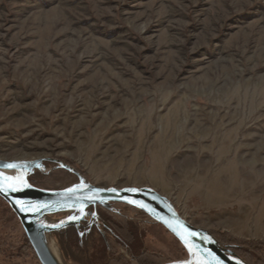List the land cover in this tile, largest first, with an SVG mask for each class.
<instances>
[{"label":"rangeland","instance_id":"obj_1","mask_svg":"<svg viewBox=\"0 0 264 264\" xmlns=\"http://www.w3.org/2000/svg\"><path fill=\"white\" fill-rule=\"evenodd\" d=\"M0 159L42 160L27 177L39 188L77 182L55 161L96 186L150 187L264 264V0H0ZM1 201L0 264H39ZM111 207L107 264L187 257L161 225ZM128 221L143 254L117 232ZM70 236L54 234L63 256Z\"/></svg>","mask_w":264,"mask_h":264},{"label":"water","instance_id":"obj_2","mask_svg":"<svg viewBox=\"0 0 264 264\" xmlns=\"http://www.w3.org/2000/svg\"><path fill=\"white\" fill-rule=\"evenodd\" d=\"M55 162L57 167L74 174L77 182L51 188H39L30 184L27 177L35 171L48 172L42 160L0 159V173L4 176L13 178L8 175V172L23 175L24 183L18 184L16 191L5 187V191H0V199L15 215L39 264H67L54 234L65 232L70 226L78 230L86 218L88 222L85 228L91 224L96 226L99 223L103 224L96 212L88 208L98 205L112 210V204H121L141 212L151 221L161 225L179 243L187 257L164 264H187L188 256L191 255L189 248L193 249L195 254L192 256L196 262L200 261L201 264H217V261L219 264H236V262L247 264L232 250L220 245L207 230L195 227L182 218L172 202L154 189L147 186L122 188L96 186L88 182L71 166L59 161ZM5 164H14L17 167L7 169L4 167ZM131 189L137 191L133 193L129 191ZM129 200L132 203H129ZM141 204L143 207L139 206ZM59 213H66V215L57 219L53 218V215ZM189 233L197 235L191 237ZM185 241H187V247ZM50 243H53L56 254L50 249Z\"/></svg>","mask_w":264,"mask_h":264},{"label":"trees","instance_id":"obj_3","mask_svg":"<svg viewBox=\"0 0 264 264\" xmlns=\"http://www.w3.org/2000/svg\"><path fill=\"white\" fill-rule=\"evenodd\" d=\"M3 205L6 208H9L5 202L3 203ZM9 213L12 214L11 210L9 211ZM117 229H118L117 232L120 235H123V237L125 236L129 240V241H127V243H129V244H127L126 241H124V243L126 245H129V247L127 246L128 248L123 243H122V245L125 246L127 252L130 255H132L131 252L143 254L142 248H141V242H140L142 234L139 231L137 223H132V221H128L126 223V226H119L118 225ZM111 230L116 231L114 229V227L111 228ZM213 236L218 242H220V244L232 247L234 252H236V253H238V251H241V249H242L241 246H237V244H239V243H237L236 241L223 240V239L219 238L217 235H215L214 233H213ZM23 237L26 241L27 247L29 248V250L31 252H33V250H32V248H31V246H30V244H29L24 233H23ZM69 243H70V248H69L70 253L68 254L66 251H64V256L66 257L67 260H70L72 262H79L82 264H107V258H110L109 253H108V249L105 246L104 240H102L101 238H100V240H97V241L95 240L94 247L93 248L91 247V249H89V248L87 249V247L84 246L86 248V250H88L87 254L84 253L85 252L83 250L84 248L82 250L79 248L80 246L78 245L77 238L75 236H74V240L70 236ZM245 262L247 264H254L252 262H248L247 260Z\"/></svg>","mask_w":264,"mask_h":264},{"label":"flooded vegetation","instance_id":"obj_4","mask_svg":"<svg viewBox=\"0 0 264 264\" xmlns=\"http://www.w3.org/2000/svg\"><path fill=\"white\" fill-rule=\"evenodd\" d=\"M36 176L37 175L31 177V179L33 180V182H35V180L33 178H35ZM88 209L89 210H92V211H95L96 214L99 216V218L102 219V220H104V219H103L102 215L100 214V212L108 211L107 209H105L103 207H100L98 205H96L94 207H89ZM108 227L109 226H107L106 224L105 225L104 224L103 225L101 224V225H98V226H96L94 224H91L89 227L85 228L84 225L82 224L80 226V230L79 231H77L74 227H69L67 229L68 230L69 229L70 230L73 229V231H75V233L77 235L78 245L80 247H83V246L86 245V243L88 245H90L92 243V237H93V235L99 236V238H103L104 241L107 242V243L109 242V240H116V239H118L119 236L114 231H112L111 229H109ZM58 236L59 237H63L64 239L66 238V235H64V234H60ZM78 238L81 239V244L79 243V239Z\"/></svg>","mask_w":264,"mask_h":264},{"label":"snow or ice","instance_id":"obj_5","mask_svg":"<svg viewBox=\"0 0 264 264\" xmlns=\"http://www.w3.org/2000/svg\"><path fill=\"white\" fill-rule=\"evenodd\" d=\"M5 168L7 169H15L17 166L14 165V164H5L4 165ZM24 183L23 181V175H18L16 176L15 178H9V177H6L4 176L2 173H0V191H5V187H7L9 190H12V191H16L17 190V185H22ZM71 191H77V190H71ZM133 193H135L137 190L135 189H131L129 190ZM118 195V193H117ZM94 199V198H93ZM103 202V201H101ZM129 203H132L131 200L128 201ZM140 207H143V205H139ZM189 236L191 237H195L197 234L196 233H189L188 234ZM183 239V237H181ZM185 244H186V247H187V241H185ZM197 251L199 250L198 247L196 249ZM189 253L191 255H194L195 253L193 252V249L192 248H189ZM187 264H193L192 261H189L187 262ZM195 264H201L200 261H197L195 262ZM217 264H219V261H217ZM236 264H239V262H236Z\"/></svg>","mask_w":264,"mask_h":264},{"label":"bare ground","instance_id":"obj_6","mask_svg":"<svg viewBox=\"0 0 264 264\" xmlns=\"http://www.w3.org/2000/svg\"><path fill=\"white\" fill-rule=\"evenodd\" d=\"M8 175H10L11 177L15 178L19 174H16V173H13V172H8ZM72 215H74V214L72 213ZM50 244H51L50 245V249L52 250V252H54V254H56V251H55V248H54L53 243H50ZM187 261L188 262L189 261H192L193 263H195L196 262V259L192 255H189Z\"/></svg>","mask_w":264,"mask_h":264}]
</instances>
